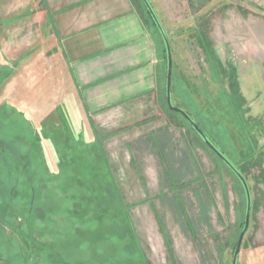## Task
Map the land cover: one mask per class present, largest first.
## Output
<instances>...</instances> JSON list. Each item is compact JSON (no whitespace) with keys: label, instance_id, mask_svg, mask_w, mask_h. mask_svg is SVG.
<instances>
[{"label":"rangeland","instance_id":"374dc122","mask_svg":"<svg viewBox=\"0 0 264 264\" xmlns=\"http://www.w3.org/2000/svg\"><path fill=\"white\" fill-rule=\"evenodd\" d=\"M151 1L170 38L173 103L251 190L238 264H264V0ZM146 16L155 87L141 107L90 115L100 91L60 87L42 0H0V264H233L244 188L169 108L165 41Z\"/></svg>","mask_w":264,"mask_h":264},{"label":"crops","instance_id":"0c3cea01","mask_svg":"<svg viewBox=\"0 0 264 264\" xmlns=\"http://www.w3.org/2000/svg\"><path fill=\"white\" fill-rule=\"evenodd\" d=\"M42 2L44 11L53 19L47 39H58L57 44L50 43L58 45L60 74L64 76L60 87H85L82 91L87 99L99 90L91 98L94 103H84L90 115L110 107H141V97L155 87L156 68L160 64L141 2ZM116 111L108 114L115 115Z\"/></svg>","mask_w":264,"mask_h":264},{"label":"water","instance_id":"95a60500","mask_svg":"<svg viewBox=\"0 0 264 264\" xmlns=\"http://www.w3.org/2000/svg\"><path fill=\"white\" fill-rule=\"evenodd\" d=\"M145 3V6H147L149 12L151 13L152 18L154 19L156 25L159 27L160 32L163 35L164 41H165V47L167 52V82H166V96H167V103L169 108L172 111H176L180 114H182L187 121L191 124V126L195 129V131L201 136L202 140L213 150L215 153L223 159V161L231 168V170L235 173L242 183L245 194H246V213L245 214V221H244V227L240 233L234 255H233V264H238L239 261V254L241 250L242 243L244 241V236L248 230L249 224H250V217L252 212V195L251 190L248 184V181L244 174L241 172V170L233 163V161L218 147L210 140V138L206 135L205 131L201 128V126L192 118V116L181 107L175 105L173 103L172 99V67H173V58L172 57V48L170 43V38L168 35V31L166 30L162 20L159 18L152 1L151 0H143Z\"/></svg>","mask_w":264,"mask_h":264},{"label":"trees","instance_id":"16d2710c","mask_svg":"<svg viewBox=\"0 0 264 264\" xmlns=\"http://www.w3.org/2000/svg\"><path fill=\"white\" fill-rule=\"evenodd\" d=\"M140 2H141V5L144 7L143 9H144V11L145 12H147L148 14H149V16H150V18L152 19V21L155 23V21H154V19L152 18V16H151V13L149 12V10H148V8H147V6H145V3H144V1L143 0H139ZM156 24V23H155ZM195 34H197V35H201V38H203L204 39V37H203V32H200V31H198V32H196ZM203 34V35H202ZM205 36V35H204ZM203 43V45H204V47L207 49V51H208V53L210 54V52H211V48L209 47V41H207V39L205 38L203 41H202ZM166 49V48H165ZM166 58H167V55H166ZM174 112H176V111H174ZM176 113H178V112H176ZM178 114H180V113H178ZM20 118H22V114H21V116H20ZM186 119V118H185ZM186 121H187V119H186ZM188 122V121H187ZM23 123V122H22ZM189 123V122H188ZM90 124H91V126L93 127L92 129L94 130V133H95V141H100V144H101V146H102V141H101V139H103L104 138V136H101L100 135V133H99V130L96 128V126H95V124L93 123V121H90ZM190 124V123H189ZM24 126L26 127V129L28 130L29 129V126L28 125H25V123H24ZM190 126H191V124H190ZM191 128L195 131V129L191 126ZM196 132V131H195ZM196 134H197V136L199 137V138H201V136H199V134L196 132ZM72 139V138H71ZM29 140V139H28ZM77 141H83L84 140V137H81L80 136V138L79 139H76ZM201 140H202V138H201ZM76 141V142H77ZM203 141V140H202ZM203 143L205 144V145H207L204 141H203ZM71 144V143H70ZM74 144V143H73ZM76 144V143H75ZM31 145H33L34 146V144H31ZM70 146H72V144L70 145ZM208 146V145H207ZM74 147V146H73ZM209 147V146H208ZM70 149H72L71 147H69V148H67L66 150H70ZM211 149V148H210ZM212 150V149H211ZM101 151H103V147L101 148ZM213 151V150H212ZM213 153L222 161V163L233 173V175L235 174L232 170H231V168L223 161V159H221L216 153H215V151H213ZM71 153L69 152V151H67V154H61L62 155V157H65L64 159L65 160H68L69 162H71L72 161V159H73V157L70 155ZM251 156H253V155H251V154H249L247 157L249 158V157H251ZM231 157V160L233 161V163L241 170V172L243 173V171H242V169L239 167V165H238V163L236 162V160H234L233 158H232V156H230ZM246 157V158H247ZM244 158V157H243ZM246 158H244V159H246ZM74 160V159H73ZM108 172V171H107ZM235 177L238 179V177L235 175ZM239 180V179H238ZM240 181V180H239ZM241 183V182H240ZM242 184V183H241ZM243 186V185H242ZM244 188V187H243ZM245 191V190H244ZM246 195V194H245ZM35 202V204L37 203L36 201H34ZM246 204H247V201H246ZM36 206V205H35ZM245 213H246V211H245Z\"/></svg>","mask_w":264,"mask_h":264}]
</instances>
